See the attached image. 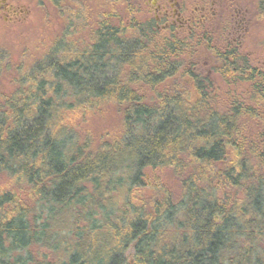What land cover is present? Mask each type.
Returning a JSON list of instances; mask_svg holds the SVG:
<instances>
[{
  "label": "trees",
  "instance_id": "16d2710c",
  "mask_svg": "<svg viewBox=\"0 0 264 264\" xmlns=\"http://www.w3.org/2000/svg\"><path fill=\"white\" fill-rule=\"evenodd\" d=\"M110 16L84 41L56 39L0 92V264H264V68L243 35L214 44L213 22L158 41L154 18ZM189 39L213 44L211 69L248 97L221 99V80L183 63ZM105 107L120 117L108 138L66 116ZM155 169L174 183L141 193Z\"/></svg>",
  "mask_w": 264,
  "mask_h": 264
},
{
  "label": "rangeland",
  "instance_id": "374dc122",
  "mask_svg": "<svg viewBox=\"0 0 264 264\" xmlns=\"http://www.w3.org/2000/svg\"><path fill=\"white\" fill-rule=\"evenodd\" d=\"M183 1L188 3L189 15L194 14L196 17H200V9L196 7H200L201 0ZM152 2L153 0H27L28 11L20 21L0 22V62L6 66L10 65V69L7 66V71L0 73V92L10 94L17 87L14 80L20 78L19 71L25 70L29 64L41 58L56 39L67 35V37L84 41L88 38L90 27L109 14H112L110 16L112 21L116 20L119 23L126 22L125 19L131 17L139 22H145L154 17V13L150 10ZM241 3L250 7L252 20L246 26L239 48L251 65L264 68V17H260L257 10L258 0H241ZM223 26V20L217 23L213 22L209 26L211 32H214V44L221 45L217 39L219 37L218 30H221ZM201 29L197 26L192 31L200 32ZM156 31L158 41L162 37L173 34L170 31L158 29ZM192 31L188 33L189 37L192 35ZM181 34L182 31L177 35ZM195 43L196 39L191 41L189 39V46L182 54L183 63H201L203 75L206 73L222 81L220 74L211 69V63H216L211 55L214 45L210 46L209 44L208 46L203 43V46H197ZM203 47L206 48L203 49ZM16 67L19 70H16ZM176 79H181V75L174 79L171 78L168 84H175ZM179 84H182V81ZM165 87L163 85L155 90L146 91L147 95H154V92L162 91ZM248 91L247 83L235 80L230 84L222 81L217 93L221 99L228 100L230 96L248 97ZM66 116L74 129L87 138H108L120 131V117L113 107H105L100 111L86 115L67 112ZM147 174L149 176L148 185L141 189L143 194L151 191L157 176L167 184L174 183L171 176L160 169L149 170ZM7 187L6 176L0 175V190L3 191Z\"/></svg>",
  "mask_w": 264,
  "mask_h": 264
},
{
  "label": "flooded vegetation",
  "instance_id": "af4514ba",
  "mask_svg": "<svg viewBox=\"0 0 264 264\" xmlns=\"http://www.w3.org/2000/svg\"><path fill=\"white\" fill-rule=\"evenodd\" d=\"M26 2L27 0H0V22L20 21L28 11ZM196 8L200 9V17L189 15L188 3L183 0H153L150 4L156 29H172L176 35L182 31L181 35L187 36L193 30L195 22L217 23L223 20L224 26L218 30V34L222 35V40L233 42L236 40L235 34L242 36L252 20L250 7L242 4L241 0H201L200 7Z\"/></svg>",
  "mask_w": 264,
  "mask_h": 264
}]
</instances>
